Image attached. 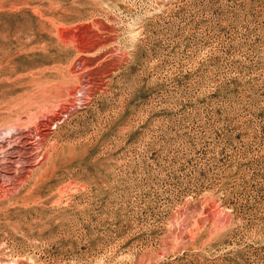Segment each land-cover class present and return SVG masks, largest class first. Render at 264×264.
I'll return each instance as SVG.
<instances>
[{"label":"rangeland","instance_id":"1","mask_svg":"<svg viewBox=\"0 0 264 264\" xmlns=\"http://www.w3.org/2000/svg\"><path fill=\"white\" fill-rule=\"evenodd\" d=\"M21 120L0 264H264V0H0Z\"/></svg>","mask_w":264,"mask_h":264},{"label":"bare ground","instance_id":"2","mask_svg":"<svg viewBox=\"0 0 264 264\" xmlns=\"http://www.w3.org/2000/svg\"><path fill=\"white\" fill-rule=\"evenodd\" d=\"M54 88V87H53ZM51 91V90H50ZM51 93V92H50ZM20 119V118H19ZM32 119V118H31ZM24 120V119H23ZM21 120V123H18L16 125L13 126H9L7 127V129L3 132H7L6 135L3 137L1 136L0 138V160L3 163H8V164H12V163H20V160H22L23 158H21V155H17L19 153H21L24 150V154H29V157L26 159V163H35L36 161H34V158L37 157V153H35V151L40 150L42 147L40 144H38V146L35 149V143H32L31 141L33 139H35L34 136V131L36 133V138L38 137L39 140H43L46 139V137L48 136V131H47V125L42 123V121H38V123H36V127L35 128H28L27 125L22 124L24 121ZM23 121V122H22ZM17 123V122H16ZM26 123V122H25ZM15 124V123H14ZM51 124V123H50ZM35 126V125H34ZM2 128V127H1ZM34 129V130H33ZM2 132V134H3ZM1 133V131H0ZM21 138V139H20ZM25 140L23 143V147L21 146H17V141L20 140ZM16 139V140H15ZM19 140V142H20ZM40 140V142H41ZM17 142V143H16ZM35 142V141H34ZM37 142V141H36ZM16 145V146H15ZM11 147V148H10ZM22 149V150H21ZM2 151V152H1ZM13 151V152H12ZM40 152V151H39ZM22 154V153H21ZM46 154V153H45ZM24 156V155H23ZM28 156V155H27ZM44 157V156H43ZM1 162V163H2ZM24 162V163H25ZM40 162V161H39ZM19 165V164H18ZM31 166V165H30ZM30 168V167H29ZM18 171V170H17ZM21 171V170H20ZM26 171V170H25ZM23 173V172H22ZM10 174V173H9ZM2 177V176H1ZM6 177V176H5ZM9 177V176H8ZM20 177V176H19ZM24 177V176H23ZM9 179V178H8ZM2 187V186H1ZM4 188V187H3Z\"/></svg>","mask_w":264,"mask_h":264}]
</instances>
